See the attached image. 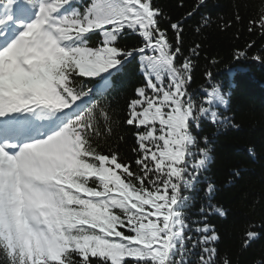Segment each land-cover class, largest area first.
Instances as JSON below:
<instances>
[{
    "label": "snow or ice",
    "instance_id": "obj_1",
    "mask_svg": "<svg viewBox=\"0 0 264 264\" xmlns=\"http://www.w3.org/2000/svg\"><path fill=\"white\" fill-rule=\"evenodd\" d=\"M161 15L153 0H90L83 11L74 0L0 3V264H217L219 236L207 215L223 210L209 203L191 220L192 197L182 190H195L210 161L208 138L201 147L193 129L202 119L227 123L217 111L227 101L212 84L196 105L188 85L200 45L184 56L181 23L162 27ZM249 25L264 34V9ZM127 32L141 37L139 47L119 46ZM135 54L145 83L128 105L136 147L125 159L98 151L91 137L99 97ZM44 63L42 85L20 79ZM214 191L209 183V199ZM259 235L246 229L242 247Z\"/></svg>",
    "mask_w": 264,
    "mask_h": 264
},
{
    "label": "trees",
    "instance_id": "obj_2",
    "mask_svg": "<svg viewBox=\"0 0 264 264\" xmlns=\"http://www.w3.org/2000/svg\"><path fill=\"white\" fill-rule=\"evenodd\" d=\"M89 2L80 0L77 5L83 11ZM153 3L161 10L162 27L181 23L184 56L200 45L199 55L192 57V80L188 85L196 105L201 104L205 90H210L212 84L220 86L227 101L217 109L228 119L227 123L216 125L202 119L200 128L193 129L201 147L203 137L208 138L210 161L195 190H182V195L192 197L186 214L191 220L201 219L199 210L202 206L207 209L209 203L223 210V215H207V223L214 226L219 236L214 243L217 264L225 258L231 264H264V34L255 26L249 31V21L260 18L264 0H207V7L199 8L198 0ZM168 36L174 41L170 27ZM98 39L94 37L92 43ZM141 43V37L134 32H127L118 40L124 49L137 48ZM239 51L246 55L238 57ZM255 56L262 59L256 60ZM141 59L135 54L120 73L113 75L114 87L107 93L103 111L95 120L98 133L91 137L98 151H115L125 159L135 156V129L125 121L130 100L145 83ZM206 72L212 73L211 80L206 78ZM209 183L215 185L210 199L206 192ZM252 227L260 235L244 248V232ZM192 259L196 261L198 257L194 255Z\"/></svg>",
    "mask_w": 264,
    "mask_h": 264
}]
</instances>
